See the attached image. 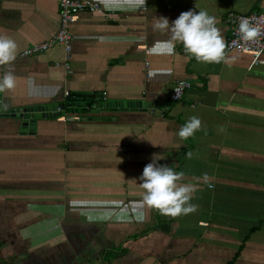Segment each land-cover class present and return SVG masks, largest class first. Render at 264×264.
Returning a JSON list of instances; mask_svg holds the SVG:
<instances>
[{"label":"crops","instance_id":"crops-1","mask_svg":"<svg viewBox=\"0 0 264 264\" xmlns=\"http://www.w3.org/2000/svg\"><path fill=\"white\" fill-rule=\"evenodd\" d=\"M91 1L107 16L81 13L69 26L66 76L59 47L18 56L55 34L58 0H0V35L18 44L16 86L0 92V264H264V64L236 52L198 62L180 43L153 54L169 34L151 27L154 17L171 25L205 10L225 39V15L262 12L264 0H146L137 11ZM176 80L190 87L170 103ZM64 91L103 93L109 108L80 121L21 117L61 103ZM192 116L201 130L182 140ZM154 155L185 183L215 178L194 194L196 212L173 218L145 206L136 221Z\"/></svg>","mask_w":264,"mask_h":264},{"label":"clouds","instance_id":"clouds-1","mask_svg":"<svg viewBox=\"0 0 264 264\" xmlns=\"http://www.w3.org/2000/svg\"><path fill=\"white\" fill-rule=\"evenodd\" d=\"M106 7L124 11H137L146 8V0H101ZM218 20L205 10L195 12L188 10L182 12L171 25L166 17H154L152 30L158 33H168L166 40H157L152 45L153 54L172 55L176 44H182L186 53L194 57L196 61L203 63H221L229 59L226 51L227 44L222 31L217 27ZM239 33L245 42H255L264 29L259 24H253L249 18H241ZM18 44L14 39L6 35H0V66L7 65L8 70L0 78V92L11 90L16 86V79L12 70V62L16 59ZM235 60V57H231ZM7 105H5V110ZM202 121L197 116H192L181 126L178 136L187 140L197 131L201 130ZM188 159L193 158L191 151L186 152ZM161 159L153 156L140 177L141 186L145 190L141 201L135 202L132 211L138 222H143L145 206L155 209L160 214L170 217H178L194 213L198 205L191 203L194 194L200 190L201 182L209 187L213 186L214 177L208 173L193 177V182H183L185 173L174 171L172 167L160 165Z\"/></svg>","mask_w":264,"mask_h":264},{"label":"built area","instance_id":"built-area-1","mask_svg":"<svg viewBox=\"0 0 264 264\" xmlns=\"http://www.w3.org/2000/svg\"><path fill=\"white\" fill-rule=\"evenodd\" d=\"M58 28L55 34L46 41L34 44L19 53V57H31L44 53L52 47H59L62 50L63 60L60 64L65 75L70 74V51H71V35L69 26L73 24L77 16L81 13H101L104 12L97 2L91 0H58ZM249 18L251 22L259 24L264 29V11L249 12L246 14H238L228 12L225 15L227 52H236L249 55L255 64L263 65L264 61L259 59V56L264 53V35H261L255 42H245L239 33V24L241 18ZM143 51H147L143 48ZM59 64H56L58 66ZM190 87V83L185 80H176L173 83L172 89L168 93L167 99L170 103H175L183 99L184 93ZM98 99H89L87 96L71 94L68 91L62 93V102L54 105L51 108L39 110L37 113L49 114L56 121L69 122L80 121L87 115L98 113L105 109L108 102L104 98V94L97 95ZM136 108V107H135ZM149 112L153 111L149 108Z\"/></svg>","mask_w":264,"mask_h":264},{"label":"water","instance_id":"water-1","mask_svg":"<svg viewBox=\"0 0 264 264\" xmlns=\"http://www.w3.org/2000/svg\"><path fill=\"white\" fill-rule=\"evenodd\" d=\"M28 112L26 113V112H24V114H23V112H20V115H21V117H25V118H27V119H31L33 116L35 117L36 115H37V112L39 111L38 109H32V110H27ZM11 115H14V113H10ZM26 121V120H25ZM25 126H27L28 125V123L26 122L25 124H24Z\"/></svg>","mask_w":264,"mask_h":264},{"label":"trees","instance_id":"trees-1","mask_svg":"<svg viewBox=\"0 0 264 264\" xmlns=\"http://www.w3.org/2000/svg\"><path fill=\"white\" fill-rule=\"evenodd\" d=\"M79 95H81V96H87V98H89V99H98V97H97V94H95V93H92V94H79ZM105 109L106 108H109V106L107 105L106 107H104ZM43 108H39L38 110H42Z\"/></svg>","mask_w":264,"mask_h":264}]
</instances>
